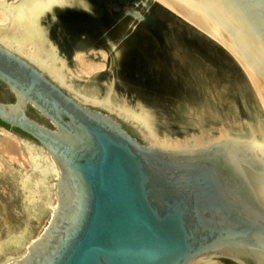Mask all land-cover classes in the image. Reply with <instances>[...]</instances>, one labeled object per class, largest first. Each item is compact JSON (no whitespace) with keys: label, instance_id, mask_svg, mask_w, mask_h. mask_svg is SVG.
<instances>
[{"label":"water","instance_id":"obj_1","mask_svg":"<svg viewBox=\"0 0 264 264\" xmlns=\"http://www.w3.org/2000/svg\"><path fill=\"white\" fill-rule=\"evenodd\" d=\"M186 1L0 2V264H264V0Z\"/></svg>","mask_w":264,"mask_h":264},{"label":"bare ground","instance_id":"obj_2","mask_svg":"<svg viewBox=\"0 0 264 264\" xmlns=\"http://www.w3.org/2000/svg\"><path fill=\"white\" fill-rule=\"evenodd\" d=\"M3 1L5 0H0V2ZM17 1L18 0H12V4H15ZM157 1L204 30L206 29L209 30L211 28L210 25L211 23L205 17V13H203L200 9L190 5L186 0H157ZM7 24H8V17L0 10V26H6ZM31 52H32L31 45H27L26 48L19 51V54L22 57H25L26 54ZM87 55H88V51H79L75 53L73 57V61L76 63L77 67L75 68L74 73L77 72L81 75L92 76L94 73L101 72L102 70H104L105 58H106L104 52L100 53V60L98 61L101 62L99 64H92L88 62L89 59L91 58L87 57ZM258 97H259V104L264 112V93L259 92ZM7 137L9 138L3 137L4 140L0 141V154L5 155V160L7 161L6 164L13 165V163H17L23 167L29 168L28 161L24 162L22 156L19 157V155L13 154V149L17 147V144L13 142L14 138L11 140L10 137L12 138V136L8 135ZM20 158H22L23 161ZM0 171H1L0 173H3L4 171L1 164H0ZM208 264H218V263L217 261L211 260V262H209Z\"/></svg>","mask_w":264,"mask_h":264},{"label":"rangeland","instance_id":"obj_3","mask_svg":"<svg viewBox=\"0 0 264 264\" xmlns=\"http://www.w3.org/2000/svg\"><path fill=\"white\" fill-rule=\"evenodd\" d=\"M74 55H75V53L73 54V56H72V60H73V57H74ZM88 62H90V63H92V64H99L100 62L96 59H93V58H91V59H89V61ZM74 74H76V76L78 77H85V78H89V77H91V76H87V75H81V74H79V73H74ZM8 136V134L7 133H5V132H0V141H3L4 140V138H9V137H7ZM4 137V138H3ZM14 137H10V139L12 140ZM13 142L14 143H16L17 144V147L16 148H14L13 149V154H17V155H19V157H21L22 156V158H23V160H24V162L25 161H27V159H26V157H24V155H23V153H22V151H21V148H20V144H19V142H18V140L17 139H15L14 138V140H13ZM17 148H18V150H17ZM15 151V152H14ZM3 156V157H2ZM0 158L6 163L7 161L5 160V155H2V154H0ZM22 158H20L21 160H22ZM22 160V161H23ZM1 164V163H0ZM13 165H15V166H17L18 168H20V169H22V170H27L28 168L27 167H23V166H21V165H19V164H17V163H13ZM1 166H2V164H1ZM21 166V167H20ZM3 167V166H2ZM4 169V168H3ZM1 172V171H0Z\"/></svg>","mask_w":264,"mask_h":264},{"label":"flooded vegetation","instance_id":"obj_4","mask_svg":"<svg viewBox=\"0 0 264 264\" xmlns=\"http://www.w3.org/2000/svg\"><path fill=\"white\" fill-rule=\"evenodd\" d=\"M0 90H1L3 93H5V95H6V97H7V100H6V101L9 102V100H10L9 98H10V97L13 98L12 94L8 91V89H7L2 83H0ZM31 114L33 115V117L38 118V116H37L34 112H32Z\"/></svg>","mask_w":264,"mask_h":264},{"label":"trees","instance_id":"obj_5","mask_svg":"<svg viewBox=\"0 0 264 264\" xmlns=\"http://www.w3.org/2000/svg\"><path fill=\"white\" fill-rule=\"evenodd\" d=\"M9 99H10L9 102H12L13 101V98L12 97H10ZM31 113H32V111H31ZM0 125L1 126H4L5 128H8L7 126H5L4 124H2L1 122H0ZM13 131L20 133L17 129H13Z\"/></svg>","mask_w":264,"mask_h":264}]
</instances>
